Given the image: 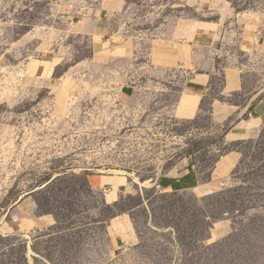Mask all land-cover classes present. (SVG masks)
<instances>
[{
	"label": "rangeland",
	"instance_id": "1",
	"mask_svg": "<svg viewBox=\"0 0 264 264\" xmlns=\"http://www.w3.org/2000/svg\"><path fill=\"white\" fill-rule=\"evenodd\" d=\"M105 1L103 54L76 32ZM227 5L257 40L243 54L219 33V64L235 56L254 68L245 90L262 88L264 0H0V264H264V113L258 137L224 143L209 104L245 98L218 95L219 76L198 118H175L182 77L150 56L189 19L224 27ZM229 151L241 160L209 195L151 185L187 158L206 182Z\"/></svg>",
	"mask_w": 264,
	"mask_h": 264
},
{
	"label": "crops",
	"instance_id": "2",
	"mask_svg": "<svg viewBox=\"0 0 264 264\" xmlns=\"http://www.w3.org/2000/svg\"><path fill=\"white\" fill-rule=\"evenodd\" d=\"M101 5L94 11L91 9L78 23L76 33L90 36L97 51L105 54L109 50V44L113 41L114 35H110L109 18L105 19L104 16H106L105 12H115L116 8L106 6V1ZM225 12L227 24L225 23L224 27L222 23L215 21L189 19L187 23L182 24L183 27L186 26L187 37L155 44L150 56L154 67L164 72H172L179 81L182 77L181 89L177 90L172 109L175 118L186 120L198 118L203 112L204 101L209 96L215 79L219 76L222 83L217 92L218 95H223L224 98L233 95L245 98L237 103L216 99L209 104L214 121L229 123L224 135V143H232L258 137L263 122L264 86L261 88L258 85L249 91L245 90V74L254 71V68L244 65L241 61L238 62L235 56L225 55V65L219 64L221 56L220 47L217 46L221 44L218 39L219 33L222 32L223 35V46L225 42L228 45L234 44L243 54H249L248 49H245L243 45L247 42L245 40L249 42L257 40V36L249 29L251 23L247 21V18L236 17L233 8L229 5L225 7ZM237 26L239 30H236ZM173 84L174 81L171 85ZM124 97L125 95L122 96ZM249 113H251L250 116ZM241 157L240 151H229L222 155L215 162L206 182L202 180V173L196 170L192 160L187 158L152 178L151 185L157 193H184L190 194L193 198L203 197L211 194L219 184L222 186L224 182L227 184V177L237 168ZM110 179L111 176L93 175L90 183L94 189H99ZM118 179L125 190L127 184L124 183L125 177ZM125 194H128L126 190L124 193L119 191L116 197L110 200H107L104 195V200L109 204L115 203L122 200ZM130 228L126 229L129 240L134 234L131 223Z\"/></svg>",
	"mask_w": 264,
	"mask_h": 264
},
{
	"label": "built area",
	"instance_id": "3",
	"mask_svg": "<svg viewBox=\"0 0 264 264\" xmlns=\"http://www.w3.org/2000/svg\"><path fill=\"white\" fill-rule=\"evenodd\" d=\"M251 115V113H249V116Z\"/></svg>",
	"mask_w": 264,
	"mask_h": 264
}]
</instances>
